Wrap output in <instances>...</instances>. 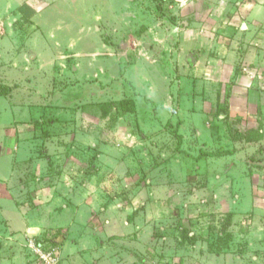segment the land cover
I'll return each instance as SVG.
<instances>
[{"label":"rangeland","instance_id":"obj_1","mask_svg":"<svg viewBox=\"0 0 264 264\" xmlns=\"http://www.w3.org/2000/svg\"><path fill=\"white\" fill-rule=\"evenodd\" d=\"M196 1L0 0V264H264V21Z\"/></svg>","mask_w":264,"mask_h":264},{"label":"crops","instance_id":"obj_2","mask_svg":"<svg viewBox=\"0 0 264 264\" xmlns=\"http://www.w3.org/2000/svg\"><path fill=\"white\" fill-rule=\"evenodd\" d=\"M242 0H197L195 3H193V12H195V16H197V18L201 17L200 19L202 21H204L203 25L207 28H221L223 26H226L229 29H239L240 31H245L246 27H248V23L247 20H251L254 22V24L256 25V27L258 28V26L260 25L261 21H264V0H251V2L245 1L244 3L241 2ZM235 19V20H233ZM245 29V30H244ZM193 44V45H192ZM195 44V41H190L188 43V46L191 45L190 47L193 48ZM239 57V55H238ZM194 58V56H193ZM220 59V65L223 64H227L228 61L226 60L225 57H217ZM240 59V57H239ZM243 60V59H242ZM224 65V66H225ZM1 149V148H0ZM17 166V165H16ZM15 171V170H13ZM7 184H2L5 186V189L8 190V192H10V187L12 190V187L14 188V186H8L9 182L6 181ZM16 189V188H15ZM18 193V192H17ZM16 194V193H15ZM13 201L15 202V196L13 197ZM2 204V203H0ZM16 202H15V206H16ZM2 207V205H1ZM49 205L44 206V208L46 209L44 211V215L45 212L47 211ZM16 211L18 213H20V210L17 208L16 206ZM41 216V220L36 219L33 216L31 219H25L23 221V219H20V221H16L18 224V227L21 226L20 228L25 229L27 232H35L33 233L34 235H37L39 231L42 230V228H44L45 226L43 225V223L41 221H43V216ZM8 217V215H7ZM19 218H21V214H19ZM37 226H34L33 222L37 221ZM32 222V223H31ZM31 235V234H30ZM29 236V234H28ZM2 240H0V247H1V243ZM67 241L64 242V244L61 246V250L65 249V243ZM25 245L27 247V249L29 250V252L31 253V258H34L36 260V262L39 264L40 261L38 260V258L35 256L32 248L30 247V245L28 246L27 243L25 242ZM1 250V249H0ZM60 250V252H61ZM59 253V252H58ZM68 256H70L71 254H67ZM59 257H60V261L63 260V256L61 258L60 253H59ZM65 259H69V258H65ZM121 258H119L120 260ZM4 261V260H3ZM2 261V262H3ZM63 262V261H62ZM41 264V263H40Z\"/></svg>","mask_w":264,"mask_h":264},{"label":"built area","instance_id":"obj_3","mask_svg":"<svg viewBox=\"0 0 264 264\" xmlns=\"http://www.w3.org/2000/svg\"><path fill=\"white\" fill-rule=\"evenodd\" d=\"M29 243L41 264H61L58 250L54 245H47L36 240Z\"/></svg>","mask_w":264,"mask_h":264}]
</instances>
